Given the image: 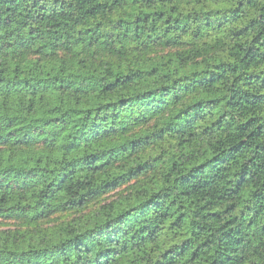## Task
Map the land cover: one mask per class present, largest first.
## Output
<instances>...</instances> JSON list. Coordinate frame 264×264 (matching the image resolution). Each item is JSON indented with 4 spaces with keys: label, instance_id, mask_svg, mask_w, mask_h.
<instances>
[{
    "label": "trees",
    "instance_id": "trees-1",
    "mask_svg": "<svg viewBox=\"0 0 264 264\" xmlns=\"http://www.w3.org/2000/svg\"><path fill=\"white\" fill-rule=\"evenodd\" d=\"M0 264H264V0H0Z\"/></svg>",
    "mask_w": 264,
    "mask_h": 264
}]
</instances>
